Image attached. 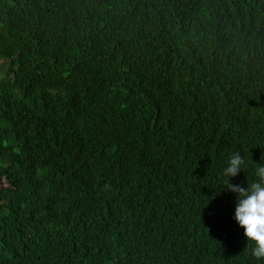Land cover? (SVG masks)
<instances>
[{"label": "trees", "instance_id": "trees-1", "mask_svg": "<svg viewBox=\"0 0 264 264\" xmlns=\"http://www.w3.org/2000/svg\"><path fill=\"white\" fill-rule=\"evenodd\" d=\"M230 181L264 163V0H0V264H264Z\"/></svg>", "mask_w": 264, "mask_h": 264}, {"label": "clouds", "instance_id": "clouds-1", "mask_svg": "<svg viewBox=\"0 0 264 264\" xmlns=\"http://www.w3.org/2000/svg\"><path fill=\"white\" fill-rule=\"evenodd\" d=\"M257 180L246 186L230 181L243 173L245 160L239 152L230 155L222 175L227 182L223 189L234 194L233 220L243 230L246 243H251V254L257 260H264V163H255Z\"/></svg>", "mask_w": 264, "mask_h": 264}]
</instances>
